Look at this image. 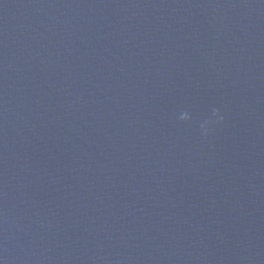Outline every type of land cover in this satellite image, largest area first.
I'll return each instance as SVG.
<instances>
[{
	"label": "water",
	"instance_id": "obj_1",
	"mask_svg": "<svg viewBox=\"0 0 264 264\" xmlns=\"http://www.w3.org/2000/svg\"><path fill=\"white\" fill-rule=\"evenodd\" d=\"M0 257L264 264V0H0Z\"/></svg>",
	"mask_w": 264,
	"mask_h": 264
},
{
	"label": "clouds",
	"instance_id": "obj_2",
	"mask_svg": "<svg viewBox=\"0 0 264 264\" xmlns=\"http://www.w3.org/2000/svg\"><path fill=\"white\" fill-rule=\"evenodd\" d=\"M179 122H191L193 120L192 114L185 110L179 113L177 117ZM225 120V115L219 108L213 107L210 114L199 122V130L202 135L208 136L216 125L222 124ZM0 264H5V261L0 257Z\"/></svg>",
	"mask_w": 264,
	"mask_h": 264
}]
</instances>
